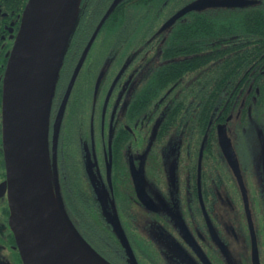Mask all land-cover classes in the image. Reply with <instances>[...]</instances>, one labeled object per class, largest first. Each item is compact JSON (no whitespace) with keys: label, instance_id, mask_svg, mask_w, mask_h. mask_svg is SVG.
Wrapping results in <instances>:
<instances>
[{"label":"flooded vegetation","instance_id":"af4514ba","mask_svg":"<svg viewBox=\"0 0 264 264\" xmlns=\"http://www.w3.org/2000/svg\"><path fill=\"white\" fill-rule=\"evenodd\" d=\"M27 1L0 0V264H23L9 221L2 107L5 71ZM260 1L259 10L264 8ZM111 2H81L79 24L64 53L51 102L50 159L54 124L68 83ZM181 7L162 20L156 34L128 29L120 36L114 48L129 54L116 72L110 71V84L102 80L105 62L88 60L94 44L111 42L100 31L95 35L57 136L56 171L63 203L79 234L111 264H264V44L256 47V70L248 85L243 75L232 86L224 80L220 88L209 79L205 94L198 96L188 78L191 71H186L185 78L165 87L172 63L164 52H174L178 59L186 53L195 56V34L180 28L187 22L181 19L192 11L174 21L178 30L167 31L171 25L160 29ZM131 8L125 6L124 11ZM136 51L143 53L132 56ZM181 64L194 67L196 62ZM156 72L157 91L149 87ZM83 73L89 75L84 85ZM75 97L90 100L86 115L99 123L89 131L90 142L81 148L78 165L71 164L64 148Z\"/></svg>","mask_w":264,"mask_h":264},{"label":"water","instance_id":"95a60500","mask_svg":"<svg viewBox=\"0 0 264 264\" xmlns=\"http://www.w3.org/2000/svg\"><path fill=\"white\" fill-rule=\"evenodd\" d=\"M80 1L28 0L5 71L2 116L9 221L23 264H111L88 245L71 222L56 171V142L65 105L99 26L70 78L54 124L51 159L48 153L51 100L64 53L78 22ZM248 2L193 0L169 17L160 29L192 10L243 6ZM102 76L101 72L95 92ZM219 133L222 143L225 138L221 127ZM228 149L232 154L230 146ZM135 180L139 181L137 176ZM138 195L141 197L139 192ZM125 246L133 258L129 246Z\"/></svg>","mask_w":264,"mask_h":264},{"label":"trees","instance_id":"16d2710c","mask_svg":"<svg viewBox=\"0 0 264 264\" xmlns=\"http://www.w3.org/2000/svg\"><path fill=\"white\" fill-rule=\"evenodd\" d=\"M102 1L109 3L110 0ZM190 1L192 0H112V4L102 17L103 23L100 27L101 30H99V35L106 39L109 38L111 42H107L101 47L94 44L91 49V52L92 50L95 51L94 54L100 57L98 61H103L106 64L103 82L107 81L110 84L112 78L110 71L116 72L120 61L127 59L129 53L121 51V48H116V50L114 48V45L119 43L117 41L123 33L129 31L128 29H151L156 31L164 18L169 16L176 8ZM258 3L260 4L261 1L255 0L253 4L240 8L231 6L207 7L192 11L186 18H182L181 20H187V22L182 24L180 28L195 34V56L191 58V53H183L185 55H181L178 59L174 57L176 53L165 51L166 59L169 57L168 61L172 64L168 67L170 70L165 75L163 86L166 87L179 79L185 78L184 73L186 71H191L188 78L193 81L198 96L205 94V86L209 79H212L214 87L220 88L224 84V80H227L228 86H232L243 75L245 85H248V78L253 76V72L256 70L253 65L256 47L264 44V8L257 9ZM128 5L133 6V8L124 11V7ZM120 6L121 9H119ZM170 29L178 30V27L173 24L167 31H170ZM88 30L91 31L92 26ZM156 33L157 31L154 34ZM170 40L172 39L170 38ZM170 44L172 45L173 42L170 41ZM223 45H227V50L221 51L220 47ZM134 53L132 56L143 52L136 51ZM155 59H158L157 53ZM88 60L91 59L88 58ZM178 60L183 62L192 60L196 64L194 67H189L181 64L183 62ZM114 61L117 62L116 65H112ZM176 61L179 63L175 64ZM175 70L179 71L175 72ZM158 76V72L154 73L152 77L155 78L153 82L149 83V87H153L156 91L160 88ZM148 100L150 101V97H148ZM87 101L90 100L74 98L71 106L72 112L69 114V121L66 125L64 148L68 150L72 165L77 164V159L79 164L82 149L86 142H90L88 141L89 131L92 132L94 126L96 127V124H99L95 120L91 121V117L88 118L86 115ZM72 174L76 175L78 171H73ZM76 194L80 195V191L77 189Z\"/></svg>","mask_w":264,"mask_h":264},{"label":"rangeland","instance_id":"374dc122","mask_svg":"<svg viewBox=\"0 0 264 264\" xmlns=\"http://www.w3.org/2000/svg\"><path fill=\"white\" fill-rule=\"evenodd\" d=\"M94 53H95V51L92 50L89 59H91L90 60L91 62H93V61L98 62L100 57L98 55H95ZM80 78H81L82 84L84 85V82H86V80L88 81L89 75L87 76L86 73H83Z\"/></svg>","mask_w":264,"mask_h":264},{"label":"bare ground","instance_id":"6f19581e","mask_svg":"<svg viewBox=\"0 0 264 264\" xmlns=\"http://www.w3.org/2000/svg\"><path fill=\"white\" fill-rule=\"evenodd\" d=\"M91 260V259H90ZM92 261V260H91Z\"/></svg>","mask_w":264,"mask_h":264}]
</instances>
